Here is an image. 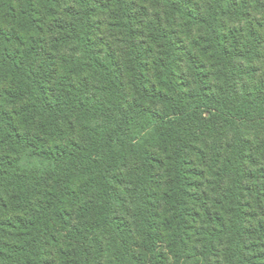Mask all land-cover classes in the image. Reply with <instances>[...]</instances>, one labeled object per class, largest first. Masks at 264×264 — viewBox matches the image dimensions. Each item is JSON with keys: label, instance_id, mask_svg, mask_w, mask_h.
<instances>
[{"label": "trees", "instance_id": "16d2710c", "mask_svg": "<svg viewBox=\"0 0 264 264\" xmlns=\"http://www.w3.org/2000/svg\"><path fill=\"white\" fill-rule=\"evenodd\" d=\"M0 264H264V0H0Z\"/></svg>", "mask_w": 264, "mask_h": 264}]
</instances>
